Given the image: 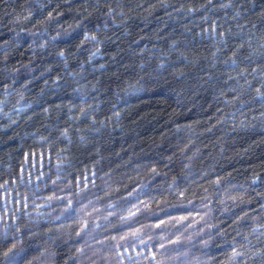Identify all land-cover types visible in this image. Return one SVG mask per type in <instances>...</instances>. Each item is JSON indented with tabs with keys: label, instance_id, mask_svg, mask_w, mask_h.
<instances>
[{
	"label": "trees",
	"instance_id": "trees-1",
	"mask_svg": "<svg viewBox=\"0 0 264 264\" xmlns=\"http://www.w3.org/2000/svg\"><path fill=\"white\" fill-rule=\"evenodd\" d=\"M23 3L0 0V44ZM99 3L124 15L95 60L80 54L82 35L0 54V70L34 68L0 71V232L23 264H264V0ZM69 49L88 105L70 80L53 91ZM159 63L187 87L166 75L124 97L147 79L142 65Z\"/></svg>",
	"mask_w": 264,
	"mask_h": 264
},
{
	"label": "clouds",
	"instance_id": "clouds-1",
	"mask_svg": "<svg viewBox=\"0 0 264 264\" xmlns=\"http://www.w3.org/2000/svg\"><path fill=\"white\" fill-rule=\"evenodd\" d=\"M13 3H15V0H13ZM50 3L51 0H24L21 11L11 14L8 20V24L11 25L9 30L12 32L11 42L6 41L0 44V54L3 55V59H7L10 49L19 47L22 42L30 41V48L36 46L37 50L43 52L48 48L55 50L57 45L61 43H74L82 35L83 39L80 41L81 47L79 48L80 54L83 55L85 51H88L91 53L89 61L95 60L101 55L100 45L104 42L102 35L109 30L110 26L113 28L118 27L119 23L117 21H122L124 15V13H121L117 16L116 11L112 8H109L106 13L102 12L99 0H96L94 5L87 3V0L86 3H81L80 0H60L56 8L48 11ZM163 6L166 7L167 5ZM89 8L92 11H89ZM81 9L83 10L81 11ZM114 17L116 18L115 20ZM84 45H88L89 47L85 48L83 47ZM71 58L70 49L67 55L63 50L57 52V60L63 65V79L66 83L59 84L56 80H53L52 83L55 86L53 91L59 93L64 88L70 87L71 83H68L70 80L72 83L78 85L74 89L76 93L75 98L79 99L82 105H88L90 96L87 86L79 83L84 77L79 72H74L69 66ZM181 63H183L182 60ZM83 67L84 65L81 64L80 68ZM141 68L147 75V79L138 80L136 83H128L122 89L124 97H133L137 93L145 92L146 85L160 83L166 75H169L173 80L175 88L187 87L184 73L182 71H175V65L172 63H159L148 65L147 67L142 65ZM21 70L26 73H32L34 68L31 66V61L29 64H21L19 68L10 69L5 66L0 71L4 73H21ZM46 71L51 72V69H46ZM115 95L119 100L120 93L117 92ZM23 99V94H20V100ZM124 102L127 103L129 101L125 99ZM84 114L87 116L88 112ZM57 168L59 170V165ZM172 183L175 184L176 181L173 180ZM169 187H172V185L170 184ZM176 194L179 195V191ZM208 211L211 212V209ZM9 227L11 228V226ZM211 239L212 236L209 234L208 239L202 241L203 246L207 247ZM15 255L17 256L18 253H15ZM5 258L8 259L7 256Z\"/></svg>",
	"mask_w": 264,
	"mask_h": 264
},
{
	"label": "snow or ice",
	"instance_id": "snow-or-ice-1",
	"mask_svg": "<svg viewBox=\"0 0 264 264\" xmlns=\"http://www.w3.org/2000/svg\"><path fill=\"white\" fill-rule=\"evenodd\" d=\"M218 182L219 181H217V183ZM0 187H3V185H0ZM180 219L184 220V219H187V217H181ZM161 223H163V221ZM156 227L159 228L160 224H157ZM133 235H136V233L134 232ZM113 239L115 238L113 237ZM9 243H11V247H9L8 251L4 253V255L8 257V264H23L24 258L23 257L18 258L14 253V250L16 249L17 245L15 242L9 240V232L8 231L0 232V246H6ZM173 243H178V241H174ZM160 247L163 248L164 245L161 244ZM10 253H12L11 256L9 255ZM241 255H242L241 252L233 248L230 261H235L236 258ZM152 259H155V255H153Z\"/></svg>",
	"mask_w": 264,
	"mask_h": 264
}]
</instances>
